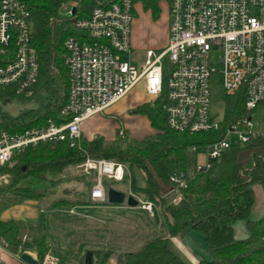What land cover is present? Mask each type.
<instances>
[{
    "label": "built area",
    "instance_id": "2783aa9c",
    "mask_svg": "<svg viewBox=\"0 0 264 264\" xmlns=\"http://www.w3.org/2000/svg\"><path fill=\"white\" fill-rule=\"evenodd\" d=\"M38 1L42 0H0V88L15 86L27 97L34 94L39 76L32 42L33 11ZM64 4L58 16L75 19L77 6ZM168 15L167 47L158 54L147 50L141 68L131 58V0L100 3L87 18L73 20L80 32L69 34L63 43L69 85L61 110L63 116L71 118L59 124L48 119L47 125L19 132L0 130V165L11 161L16 150L41 140L56 141L68 135L75 144L82 135L84 119L104 113L142 81L154 100L166 91L164 108L173 130H219L225 115L219 119L209 109V81L216 70L209 62L213 47L222 53L218 71L226 97L240 92L245 100L242 115L226 123L219 138L202 148H190L197 154L195 169L208 170L231 146L264 137V0H169ZM259 107L263 110L261 129L252 120ZM233 134L235 141L229 139ZM120 135L125 136V132L121 130ZM77 168L95 173L90 191L94 202L107 201L105 179L122 181L127 169L124 163L90 156ZM187 177L184 170L172 173V185L163 196L179 204L183 200L180 188ZM141 206L153 214L152 201L141 200ZM1 243L7 246L4 239ZM0 264L7 263L1 259ZM38 264H59V256L49 249Z\"/></svg>",
    "mask_w": 264,
    "mask_h": 264
},
{
    "label": "trees",
    "instance_id": "16d2710c",
    "mask_svg": "<svg viewBox=\"0 0 264 264\" xmlns=\"http://www.w3.org/2000/svg\"><path fill=\"white\" fill-rule=\"evenodd\" d=\"M63 1L65 0L38 1L40 3H35L33 11L32 42L39 64L34 94H49L47 106L39 109L35 115L23 113L24 116L13 120L12 124L0 121V130L19 132L27 127L47 125L48 119L59 124L71 118L61 114L67 102L69 85L63 43L69 34L80 32L73 20L87 18L96 5L110 0H78L75 19L56 17ZM131 1L134 15L135 5L138 3L145 10H150L153 17L159 16L162 0ZM16 91L15 86L0 88V99ZM244 100L240 92L226 97L225 119L219 130L189 133L169 127L164 108V90L154 101L145 102L133 109L134 112L148 116L156 129L154 135L115 142H108L101 136L87 139L81 135L73 145L68 135L56 141L41 140L16 150L11 161L0 165V174L9 173L11 176L8 187L16 189L27 179L35 180L41 187L50 179L49 172L62 171L68 165L83 162L88 156L115 159L131 167L139 166L146 174V184L138 185L132 176L131 187H139V192L153 202L154 208L157 205L161 207L166 226L163 231L173 236L191 226L204 234L211 248L212 259L200 260L195 264H264V213L257 219L248 218L254 196L252 184L259 183L264 190V160L259 155L260 152L263 153L264 137L231 146L208 170L195 169L197 154L190 149L192 146L202 148L207 142L219 138L226 123L242 115ZM252 164L253 179L248 182L240 174V170ZM177 170L188 172V177L185 186L180 188L183 200L179 204H173L163 193L172 185L170 175ZM127 175L126 173L124 180ZM95 180L94 175L87 178L85 183L91 187ZM40 187L24 184L19 191L8 196L4 205L21 202L27 196H42L45 192ZM238 218H245L248 235L235 239L232 223ZM0 237L13 252H17L19 248L35 250L38 261L50 249L42 232L31 238L24 237L20 225L14 220L0 218ZM98 253L105 254V251L98 250ZM118 255L120 264H194L180 259L171 250L169 238L164 233L149 240L137 251L121 252ZM58 256L59 264H65V258ZM100 264H104V261Z\"/></svg>",
    "mask_w": 264,
    "mask_h": 264
},
{
    "label": "rangeland",
    "instance_id": "374dc122",
    "mask_svg": "<svg viewBox=\"0 0 264 264\" xmlns=\"http://www.w3.org/2000/svg\"><path fill=\"white\" fill-rule=\"evenodd\" d=\"M64 7L70 5L78 6V0H65ZM62 2V3H63ZM40 3V2H39ZM37 2V4H39ZM61 3V4H62ZM168 4L169 0L160 1V13L158 17H143L145 11L141 10L140 4L135 5V17L131 25V58L133 62L141 68L146 58L147 50L151 49L155 53H160L167 47L169 35V19H168ZM66 10H63L65 13ZM59 17V16H56ZM66 18L64 14L61 16ZM136 41V42H135ZM136 44V45H135ZM209 62L216 69L210 77V112L217 118H223L226 109V92L223 88L219 69L221 67V50L213 47L210 50ZM167 74V68H164V75ZM63 83V82H62ZM133 100L147 99L149 102L154 101L153 96L145 92L143 81L135 85L129 92ZM127 95V94H126ZM49 94L35 93L34 96L27 97L18 91L11 95L8 94L0 99V121H7L12 124L13 120L23 117V113L35 115L39 109L47 106ZM125 97V96H124ZM116 106L105 114L104 120L99 124V128L103 130L104 139L108 142L121 141L125 139H136L143 134L144 137H150L154 133L147 132L146 122L143 119H136L137 112H131L129 109L122 111L115 110ZM22 115V116H21ZM252 120L255 127L261 129L263 121V110L261 107L256 109ZM125 132V137L122 139L120 132ZM96 135H101L97 133ZM114 136V139H109L108 136ZM235 141L237 136L231 135L229 138ZM263 153L260 152L262 160ZM116 161L115 159H111ZM79 164V163H78ZM127 166V178L122 181H108L105 179L106 188L111 183L116 189L124 191L127 196L131 193L134 196L140 197L137 205H129L127 198L122 203L116 206L114 203H81L78 200L86 199V193L90 186L85 185L87 178L92 177L95 173H84L77 168V164L68 165L65 169L64 177H59L58 174L62 171L55 170L49 172L48 177L55 179H68L73 175L78 179L83 177V181L76 186H60L55 189L56 195L46 194L42 199L34 197L26 203L13 204L7 210H1V217L15 218L19 222L20 229L22 228L21 220H29L32 223L38 222L35 225L34 231H41L49 244V248L65 258V264H85L87 254L93 252V264H120L118 254L121 252L137 251L141 249L149 240L166 234L169 238L171 250L185 261H190L189 255L184 251L181 245L173 239L178 237L179 242L187 248L193 255L197 256L198 261L212 259L211 248L205 240L202 231L188 226L179 233L170 235L169 232L163 231L165 226V217L159 205L153 208V214L147 210L140 208L141 200H148L139 191V187H131V177L134 176L136 182L140 186L146 184V174L139 166ZM253 165H246L240 170V174L250 182L253 179ZM79 170L77 171L76 168ZM129 166V167H128ZM84 175V176H82ZM10 174L3 172L0 174V189L7 190L10 193L19 191L24 184L32 187H40V183L35 180L27 179L21 182L16 189L8 187ZM111 180V179H110ZM67 181L65 185H70ZM53 186L50 183H43L41 190L47 191ZM254 196L251 199V209L248 218L257 219L264 212V190L259 183L252 184ZM63 193V194H62ZM65 194V195H64ZM84 194V196H82ZM48 195V196H47ZM144 197V198H143ZM25 203V204H24ZM232 234L235 239L244 238L248 235L245 218H238L232 223ZM25 231L22 232L24 237ZM32 236V235H31ZM27 237V238H31ZM143 244L140 246V244ZM55 246V248H54ZM140 246V247H139ZM139 247V249L137 248ZM124 248L126 251H119ZM133 248L135 250H133ZM137 248V249H136ZM132 249V250H131ZM98 250H104V253H98ZM105 257V260L103 259ZM196 262V263H197ZM195 264V263H194Z\"/></svg>",
    "mask_w": 264,
    "mask_h": 264
},
{
    "label": "crops",
    "instance_id": "0c3cea01",
    "mask_svg": "<svg viewBox=\"0 0 264 264\" xmlns=\"http://www.w3.org/2000/svg\"><path fill=\"white\" fill-rule=\"evenodd\" d=\"M140 8L141 10H145L143 8V6L140 4ZM167 16L169 17V15L167 14ZM135 17V15H134ZM143 17H152V13L150 10H147L145 11ZM136 42V41H135ZM136 45V44H135ZM146 92V90H145ZM147 93V92H146ZM148 94V93H147ZM145 102H149L147 99H142V100H133V97L131 96L130 93H128L127 95H125V97H123L122 99H120L119 101H117L116 103L112 104L111 106H109L104 113H97V114H94L86 119H84L81 123V131H82V135L84 137H86L87 139H93L94 137H98V136H101L104 138V133L103 130H101L99 128V124L101 123V121L104 120V117H105V114L109 113L111 109H113L115 106V110L117 111H122V110H126V109H129V111H133V109ZM134 112V111H133ZM135 115V118L136 119H143L145 122H146V129H145V133L147 132H150V133H154L156 132V129L152 126L151 122H150V119L148 118L147 115L143 114V113H134ZM97 133H101V135H96ZM108 137V140L109 139H114L115 138V135L114 136H110L109 135L107 136ZM141 138H144L143 134L139 135L137 139H141ZM76 168V166H75ZM63 170H66L68 171V169H63ZM60 172L58 174V178L59 177H64L65 176V171ZM77 171H79L77 168H76ZM50 178V177H49ZM83 177H79L78 179L75 177V175H73L72 173V176L68 179H55V178H50L49 180H47L46 182L47 183H50L53 187L49 190H47L44 195L42 196H36V197H39V198H43L46 196V194H51V195H56L55 193V189H59V185L60 186H63V187H66V186H71V187H74L76 186L78 183H81L80 181H83ZM108 180L109 182L110 181H116V180H110V179H106ZM69 181L71 184L70 185H65V183ZM85 181V180H84ZM44 182V183H46ZM86 185V183H85ZM87 186V185H86ZM108 186H112L114 187L113 185H111V183L108 184ZM44 190V189H43ZM90 191H91V188L88 189L87 193H86V199L87 200H83V199H80L78 200V202H81V203H109V201H105V202H94L91 200L90 198ZM49 192V193H48ZM63 194V193H62ZM9 195H13V193H10L9 191L7 190H2L0 189V211L1 210H7L9 208V206L15 204H20V203H23V202H27L28 200L30 199H33L35 196H27L25 197L21 202H16V203H13V204H9V205H4V201L8 198ZM65 195V194H64ZM48 196V195H47ZM58 196V195H56ZM82 196H84V194H82ZM126 197H127V194H126ZM136 197V196H135ZM138 197V196H137ZM144 198V197H143ZM126 199V198H125ZM24 203V204H25ZM111 203V202H110ZM118 203H114V205L116 206ZM141 209L143 210H146L144 208H142V206H140ZM264 213V212H263ZM0 215H1V212H0ZM1 219L3 220H14L16 222L17 219L15 218H3L0 216ZM38 222H34L32 223L31 221L29 220H21V225H22V228H21V231L24 232V235H26L27 237H30L31 235L34 236L36 234H38L39 230H36V232L34 231V228H35V225L37 224ZM19 224V222H18ZM248 231V230H247ZM43 234V233H42ZM31 236V237H32ZM2 237H0V246L2 248H0V260L3 259V261L7 264H30L28 263L27 261L23 260L21 255L23 252L27 251L29 252L31 255H33V257H36L37 258V253L35 250H28V249H22V248H19V250L17 252H13L8 246L6 245H2L1 241H2ZM174 240H176L180 245L181 247L184 249V251L189 255L190 257V261H186L188 263H196L198 261V258L197 256L193 255L192 253H190L186 247H184L178 240V237H173ZM143 244V242L140 244V246ZM139 246V247H140ZM139 247H137L139 249ZM55 248V246H54ZM136 248V249H137ZM53 250V249H52ZM132 250V249H131ZM133 250H135L133 248ZM119 251H126L124 248H121V250ZM129 251V250H127ZM176 254V253H175ZM177 255V254H176ZM178 256V255H177ZM179 257V256H178ZM180 258V257H179ZM182 259V258H180ZM183 260V259H182ZM185 261V260H184ZM94 263V261H93Z\"/></svg>",
    "mask_w": 264,
    "mask_h": 264
},
{
    "label": "water",
    "instance_id": "95a60500",
    "mask_svg": "<svg viewBox=\"0 0 264 264\" xmlns=\"http://www.w3.org/2000/svg\"><path fill=\"white\" fill-rule=\"evenodd\" d=\"M107 195L108 201L111 203H122L124 202L125 198H127V202L129 205H137L139 203V199L132 194H129L126 197V193L115 187L108 186L107 187ZM22 259L27 261L30 264H38V259L33 257L29 252L25 251L21 255ZM85 264H93V252H89L86 257Z\"/></svg>",
    "mask_w": 264,
    "mask_h": 264
}]
</instances>
